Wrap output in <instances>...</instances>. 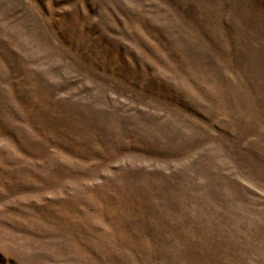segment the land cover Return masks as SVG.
<instances>
[{"label": "rangeland", "instance_id": "374dc122", "mask_svg": "<svg viewBox=\"0 0 264 264\" xmlns=\"http://www.w3.org/2000/svg\"><path fill=\"white\" fill-rule=\"evenodd\" d=\"M0 264H264V0H0Z\"/></svg>", "mask_w": 264, "mask_h": 264}]
</instances>
